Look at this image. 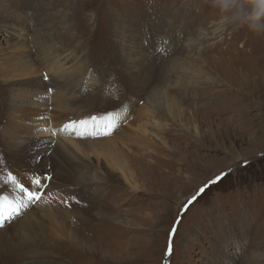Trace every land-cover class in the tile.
I'll return each instance as SVG.
<instances>
[{"label": "rangeland", "instance_id": "rangeland-1", "mask_svg": "<svg viewBox=\"0 0 264 264\" xmlns=\"http://www.w3.org/2000/svg\"><path fill=\"white\" fill-rule=\"evenodd\" d=\"M16 95L42 103L30 163L47 144L57 155L70 141L75 152L68 165L81 186L64 188L95 219L71 206L72 239L97 233L106 240L93 256L83 242L76 249L49 238L44 250L64 254L55 260L68 264L71 253L80 264H264V34L221 24L210 0H0L1 159L13 149L3 119ZM109 114L116 117L109 135L103 123L97 135L64 130ZM62 153L71 159L68 148ZM64 181L52 179L47 189L28 181L43 199L3 228L46 213V200L66 195L55 186ZM10 188L0 180V195ZM7 254L0 264L15 262Z\"/></svg>", "mask_w": 264, "mask_h": 264}, {"label": "bare ground", "instance_id": "bare-ground-1", "mask_svg": "<svg viewBox=\"0 0 264 264\" xmlns=\"http://www.w3.org/2000/svg\"><path fill=\"white\" fill-rule=\"evenodd\" d=\"M18 96H20V95L14 96L13 100L10 101L8 108H7V110H8L7 117L3 119V120H5V119L7 120V122H8L7 125L10 128V130H8L6 132V134L13 136L12 139L10 140L11 141L10 144L13 146V149H10V151L6 155L5 159L0 158L1 160H3L2 162L6 163V166H5L6 171L8 173L9 172L15 173L17 178H18V181L20 183H22L23 185H26L27 182L29 181L28 186H33L34 180L36 178H39L41 181V186L42 185H46V186L48 185L49 186L52 183H50L47 180V178L50 177V180L54 179L57 181V179H59L60 177H63V179H65V181H64L65 184H62L63 183L62 182L61 183L62 185L61 184L56 185L54 182L56 187L58 186L61 189L62 186L64 188V186H66V185L79 186L81 184L80 182H78L79 180H76V178L73 176V174H70L72 172V167L69 166L71 163V160L77 161V159L72 157V155H74L75 152H74V150L71 151V148L69 147L68 142H70V141H67V142H61L60 141L61 146L59 145V148L56 147V150L59 151V154H57V155L56 154L55 155L49 154V152H51V149L53 146L51 147V145H49V144L44 145L42 147L43 149L38 151V155L34 157L33 162L30 163V159L26 157L27 156L26 152L28 149L27 146L34 144V142H35L34 137L37 135L38 136L40 135V134H38L39 129L37 127L35 128V126H37L38 124L41 123V120L39 117L40 116L39 107L41 106L42 103H40L41 101H39V98H37L35 101L31 102L26 97H22V96L18 97ZM0 121H1V118H0ZM42 124H44V122ZM61 124H63V123H61ZM63 126H65V123ZM22 135H24L25 137L24 138L21 137ZM38 145H39V143L36 144V146H38ZM9 147H11V146L9 145ZM53 148H55V147H53ZM67 148L70 151L71 159H66V155L63 156L64 154L62 153V151H66ZM115 159H117V158H115ZM42 162H45V164L42 165ZM114 164H120L118 159H117V162H115L114 160L112 161V163H111L112 168H115ZM89 172L83 174V175H86L85 179L88 181L89 180L94 181L95 178L93 176H91L93 178L92 179L90 177ZM83 175L81 174L82 177H83ZM128 175L132 176L131 173ZM128 175L124 174V176H123V178L126 181H129L128 177H130V176H128ZM81 176H79V177H81ZM82 177H81V179H82ZM83 181L84 180L82 179V182ZM91 185L86 184V186H87L86 188H91V187H88ZM56 187H54L53 189H55ZM10 189L11 190L9 191L10 192L9 196H11L12 198H18V197L22 196V193H19L18 191L13 190L12 188H10ZM35 189H36V187H35ZM35 189L31 188L30 190L35 191ZM46 189H47V187H46ZM53 189H52V191H54ZM60 189H59V191H60ZM64 189L65 190L63 192L66 193L64 198H62L61 196H54L53 195L55 198L54 199L51 198L53 200H51L49 205H48L49 200H46V201H48V202H46L47 206H45V207L43 206L44 207L43 209L46 210L45 211L46 213H44L43 215H41V214L38 215L39 213L37 215L36 214L29 215L28 217L24 218L23 223L19 229L13 230L12 228L14 227V225L7 224L5 228H2L0 230V245H1L0 246V253L3 251L5 254H7V251H8V254H7L5 259H8V260L15 259L14 260L15 262H13L12 264H63L62 261L55 260L57 258H60L62 260L64 257L63 253H60L59 254L60 256L58 257V255H53V253L51 251L44 250V248L48 247L49 245H52L51 244L52 242L49 241V238H54L55 240H57V239L62 240V238H63L67 244L69 243L70 245L76 247V249L78 247V243L80 244L81 242H83L86 246L88 245L89 250L85 249V247H82V249H84L87 253L92 254L93 256L95 255L93 252L90 251L91 248L92 247H99L98 245L104 244L106 240L105 239L103 240L102 238H100L99 237L100 235L98 236L97 233H93V235L95 236V238H93L94 240L84 236V237H81L83 240V241H81L80 238L78 236H76L77 229L75 230V236L76 237L74 240L72 239V235L70 234L71 229H70L69 225L71 223L70 219L73 216L69 215L70 213L68 212V210L70 209L71 206L72 207L74 206V209L82 212V213H80L81 217L86 216L89 218L88 220H91V219L93 220L95 218H93V216H91L90 213H88V212L84 213L83 211L80 210L82 207L78 206V204H77L78 202L74 201L76 199H75V194H74L73 190L70 191L69 188H67L68 190H66V188H64ZM56 191H58V190L56 189ZM76 191H80V190H76ZM72 196H74V200L71 198ZM80 198H82V200H84V201H88L89 203H91V201L94 200L93 196H83V197L81 196ZM90 199H92V200H90ZM85 204H87V203H85ZM101 205H102V203L100 200V202L96 206H98L100 209V207H102ZM51 210H52V212H51ZM53 210L57 213V215H56V213L53 214ZM100 215L104 216L103 213L99 214V212H98V216H100ZM104 219H106V217ZM108 220H109V218H108ZM85 221H87V220H85ZM100 221H102V219ZM1 231H2V233H1ZM118 232H119V230H118ZM110 237H112V236H110ZM6 244L9 246V249L6 246ZM29 244L31 246L32 245H36V246L41 245L43 250L42 251L41 250L33 251V253L30 255L24 254L25 252L24 253L21 252V250H22L21 248L22 247L25 248ZM91 244L93 246H91ZM80 245H83V244H80ZM10 247L15 248L16 252L13 249H11ZM3 248H4V250H3ZM103 249H104V247H103ZM59 251H60V249H59ZM102 253L104 255V257H103L104 259L106 258L105 255L107 256V254H109V253H105L104 251ZM67 255L68 256L65 257V259H66L68 264H80L82 261V258H78L77 256H75L71 253H67ZM60 259H58V260H60ZM90 263H92V262H90Z\"/></svg>", "mask_w": 264, "mask_h": 264}, {"label": "snow or ice", "instance_id": "snow-or-ice-1", "mask_svg": "<svg viewBox=\"0 0 264 264\" xmlns=\"http://www.w3.org/2000/svg\"><path fill=\"white\" fill-rule=\"evenodd\" d=\"M116 117L112 114H109L105 117H92L90 121L84 120L79 122H72L64 126V130L76 132L79 129L78 134L81 136L84 135H97L96 127L97 125L104 124V135L111 134V131L116 126L115 124ZM91 124L92 130L89 131V125ZM247 163V161H245ZM225 173H221L220 176L215 177L208 185L201 187L197 194L193 196L184 207V211L187 210L189 205L196 201L197 197L204 193L205 189L211 184L219 182ZM4 183H7L12 187L13 190L22 193V196L18 198H12L9 195H0V228H3L6 223L11 222L16 217L22 214V211L26 209L30 204L39 202L43 199V193L33 190H29L22 183L18 181V178L12 173H8L7 177H0ZM34 187H41V181L39 178H36L33 182ZM179 223V221H177ZM176 233V226L174 225L169 237V244L166 250L165 255L171 256L173 254V243L172 237Z\"/></svg>", "mask_w": 264, "mask_h": 264}, {"label": "clouds", "instance_id": "clouds-1", "mask_svg": "<svg viewBox=\"0 0 264 264\" xmlns=\"http://www.w3.org/2000/svg\"><path fill=\"white\" fill-rule=\"evenodd\" d=\"M221 24L264 34V0H210Z\"/></svg>", "mask_w": 264, "mask_h": 264}]
</instances>
